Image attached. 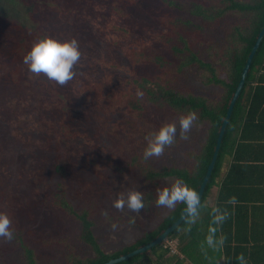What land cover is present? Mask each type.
Returning <instances> with one entry per match:
<instances>
[{
    "label": "trees",
    "instance_id": "16d2710c",
    "mask_svg": "<svg viewBox=\"0 0 264 264\" xmlns=\"http://www.w3.org/2000/svg\"><path fill=\"white\" fill-rule=\"evenodd\" d=\"M34 1L37 18L32 4V10L21 7L26 0H0V123H14L8 135L0 131V156L8 160L0 180V213L10 217L14 230L11 243L0 240V264H104L149 244L182 215L183 204L171 211L155 205L157 189L165 187L167 179H182L198 192L264 27V0ZM148 25L151 39L139 42L136 37L125 55L131 73L124 79L127 88L119 87L116 67L122 56L112 45L131 33V26ZM154 26H168V33L153 35ZM204 27L209 33L227 28L221 35L213 32L216 40L207 43L205 59L180 36L181 28L196 37ZM44 36L79 42L82 56L76 76L65 86L36 77L23 64V56ZM101 40L104 46L97 45ZM186 72L218 91L197 93L168 78L182 75L190 83ZM35 86L43 90V100L26 99L27 90ZM138 89L142 99L136 96ZM29 109L37 115L30 123L24 120ZM190 111L198 117L191 128L200 131L195 141L181 140L179 134L178 117ZM168 122L177 123L175 144L161 158L145 161V136ZM102 182L118 193H143L145 208L131 215L135 226L160 217L155 228L111 252L93 234L94 226L111 217L102 201L110 204L118 194L109 190L107 197ZM232 196L236 204H226ZM201 203L205 207L190 232L183 219L167 243L117 264H239L236 257L241 253L247 264H264V37ZM215 206L229 212L217 233L226 238L219 251L205 243ZM33 229L41 236L33 237Z\"/></svg>",
    "mask_w": 264,
    "mask_h": 264
},
{
    "label": "clouds",
    "instance_id": "9594fccd",
    "mask_svg": "<svg viewBox=\"0 0 264 264\" xmlns=\"http://www.w3.org/2000/svg\"><path fill=\"white\" fill-rule=\"evenodd\" d=\"M82 53L77 39L59 40L50 36H44L36 40L30 51L23 56V64L27 71L36 77L43 76L49 82L58 86H65L76 76L75 68L79 65ZM141 90L136 91L137 98H143ZM198 119L195 112H188L178 117L179 134L181 140H188V133L191 131L195 121ZM177 136V123L168 122L159 128L158 131L149 132L145 136L146 146L142 153V158L147 161L152 158H161L165 154L166 148L175 144ZM235 196L230 197L226 204L235 205ZM177 204H183L184 220L187 225L185 231L190 232L191 227L197 223L201 216V198L196 190L189 187L182 179H176L170 187L157 189L155 205L157 207L174 210ZM112 206L123 212L125 209L132 213H140L145 208L144 196L141 191L129 189L126 192H119L117 198L112 201ZM211 222L208 234L205 237L206 245L214 251L223 248L225 237L217 235L219 226L222 225L229 216L227 207H212L209 213ZM12 220L5 213H0V240L11 243L14 239ZM113 230L117 225L113 224ZM203 247V245H202ZM239 264H247L243 253L236 257Z\"/></svg>",
    "mask_w": 264,
    "mask_h": 264
},
{
    "label": "rangeland",
    "instance_id": "374dc122",
    "mask_svg": "<svg viewBox=\"0 0 264 264\" xmlns=\"http://www.w3.org/2000/svg\"><path fill=\"white\" fill-rule=\"evenodd\" d=\"M26 1H28V2L27 3H21V7H23V9H25L26 7H31V4H32L34 9H35V13H34L35 17L37 18V16L39 15V13H38L39 7L35 5L36 1H34V0H30V1L26 0ZM32 9L33 8L31 7V10ZM22 12L23 11L19 9V13L22 14ZM242 20L246 22L245 18H242ZM232 22H233L232 20H229L227 22V24L230 25ZM131 27H132L131 33L129 32L126 36L121 35L120 39H122V40H118V44L112 45L113 49H114V53L118 54V56H122L119 58V63H118L119 67L118 66L116 67V73L119 74V79H120V81L118 83L119 85L118 84L117 85L119 87L125 86L126 88H127V85L125 84L124 79H129L131 73L129 71V68H127L128 62L126 59L127 57L125 55L129 52L130 46L132 44L136 43V41H137L136 37L137 36H139L138 41H139V39H143V41L149 42V39H151L148 37L149 25L148 26H131ZM205 28L206 27H204L203 32L201 34H198L196 37L193 35L194 33L192 34L193 31H188L185 28H181L182 30L180 29L181 38L190 40V42L188 41V44H190L189 46L190 47L192 46L193 50L195 49V50L199 51V53L203 59H205L207 57V52L205 50L207 43H214V41L216 40V36L221 35L223 33L222 31L227 29V28H223V30H222V28L217 27V28H215L216 31L212 30L215 34H217V35H214L213 32L209 33L208 32L209 30H207ZM167 29H168V26H163V27L162 26H154L151 28V32L155 31L152 34L158 36V33L163 34L164 33L163 31L166 30V32H167ZM96 33L100 34L99 31ZM176 38H177V36H176ZM153 39L154 40L156 39L155 36L153 37ZM104 40L106 41V39H104ZM105 41L101 40V41L97 42V45L98 46H100V45L104 46L103 43H105ZM199 42H201L202 43L201 45H204V46H200ZM195 43H197L198 45H196ZM96 55H97L96 53H92L91 57L95 58ZM123 56H124V58H123ZM154 66H155V69L157 70L156 65H154ZM104 72L106 73V71H104ZM192 72L193 71H191V73ZM186 73H188V72H186ZM187 76L189 77V80H191L190 83H188V82L186 83L185 76H182V75H178V76L173 75V76H170L168 78L175 81V84L178 85L179 87H184L186 85L185 87L193 88V89H195V91L197 93H202V94L207 95V93H211V92L215 93L218 91L214 87L208 88V87L202 86L189 73ZM12 91L13 90H11V89H7V92L12 94L11 96L15 98L16 95L13 94ZM27 92H28L27 94L29 96L26 99H28V100L32 99V101H34V102L39 101V99L43 100L42 97H40L44 94L41 87H39V86H35L33 88L31 87V89H28ZM35 94L36 95L38 94V95L36 97H34ZM213 96L214 95H212V97ZM16 99H18V96L14 100H16ZM13 105H14V103H12V105L10 106V108H9L10 110H11ZM36 116H37L36 112H33L32 109H29L25 112V116H24L25 119L24 120L26 122L30 123L29 120L36 119ZM1 123H0V129H1L0 131L6 133L7 135L10 132H12V130L14 129V123L12 121L6 124L3 120V122H1ZM188 136H189L188 139H190L191 141H195V138L200 136V131L199 130H197V131L191 130L188 133ZM21 147H24V145L21 144ZM0 148H1V144H0ZM0 153L4 154L3 151H1ZM8 153L11 156H12V154H14V153H12V150H9ZM7 162H8V160H6V158L1 155L0 156V180L3 179V175L5 174L4 173L5 168H6L5 164H7ZM105 172L109 173V170L105 169ZM133 177H135V175L132 176L131 178H133ZM123 179L125 181V178H123ZM134 179H137V178H134ZM120 182H121V180H120ZM174 182H175L174 180L167 179L165 181V187H170ZM101 185L103 186V190L107 191V197H109V190H112L113 192L118 193V190L116 188H114L112 186H108V184L106 182H102ZM90 187L94 188V186H92L91 184H90ZM104 197L106 198L105 195H104ZM102 202H103V210L105 211V213L111 215V217L107 218L103 223L94 226L93 227V234L97 237V241L99 242V245L102 248H104L106 251H110V252L115 251L117 249H120L123 246H127L131 243H134L139 237H141L143 235V233L145 231H150L151 229L155 228L156 225L160 221V217H154L151 220H149L145 226L137 227L133 224V220L131 219V215H133L132 212L128 211L127 209H125L123 212H121V211L115 209L112 206V203L108 204V202H104V201H102ZM1 203H3V202H1ZM147 213H149V212H147ZM164 214L165 213H162V215H164ZM113 224L117 225L116 230L112 229L111 226ZM32 231L34 233L33 237L38 238L39 236H41L40 232L35 231L34 229ZM164 242L167 243V239ZM169 245H171V247H173L172 245H174V242L173 243L169 242ZM172 252H175L174 248L172 249Z\"/></svg>",
    "mask_w": 264,
    "mask_h": 264
},
{
    "label": "water",
    "instance_id": "95a60500",
    "mask_svg": "<svg viewBox=\"0 0 264 264\" xmlns=\"http://www.w3.org/2000/svg\"><path fill=\"white\" fill-rule=\"evenodd\" d=\"M263 37H264V27L262 29V31L260 32L258 38H257V41L248 57V60L246 62V65L244 67V70L242 72V77H241V80L238 84V87L235 91V94L231 100V103L229 105V108H228V111H227V115L223 121V124H222V127H221V131H220V134H219V138H218V142H217V145H216V149H215V153H214V156H212V159H211V162L208 166V169L206 171V175L205 177L203 178V181L202 183L200 184V187H199V190H198V194L201 198L202 196V193L204 191V187L206 185V182L208 181L209 177H210V174H211V171H213L214 169V164L216 162V159H217V156H218V153H219V150H220V146H221V143H222V139H223V136H224V133H225V130H226V127H227V124L232 116V113H233V110H234V107L236 105V102L238 101V98L242 92V89L244 88L245 86V82H246V78H247V75L250 71V68H251V65H252V61L254 59V56L256 55V52L263 40ZM184 216H185V213L183 212L182 215L170 226L168 227L167 229H165L161 235L159 237H157L155 240H153L152 242H150L149 244L141 247V248H138L132 252H129L128 254H125L123 256H120V257H117L115 259H111L109 260L108 262L104 263V264H117V263H120V262H124L126 261L127 259L137 255V254H140L144 251H147L151 248H153L154 246L158 245V244H161L162 242H164L168 236V234L173 231L175 228H177L179 226V224L183 221L184 219Z\"/></svg>",
    "mask_w": 264,
    "mask_h": 264
}]
</instances>
